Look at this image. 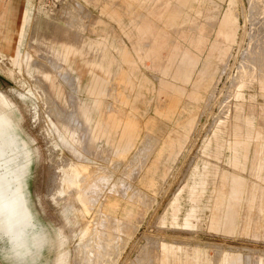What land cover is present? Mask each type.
<instances>
[{
	"label": "rangeland",
	"instance_id": "1",
	"mask_svg": "<svg viewBox=\"0 0 264 264\" xmlns=\"http://www.w3.org/2000/svg\"><path fill=\"white\" fill-rule=\"evenodd\" d=\"M178 10L181 27L166 17ZM1 30L0 48L13 50H0V89L40 158L29 191L41 220L63 231V264L96 263L94 215L114 234L104 264H264V0H0ZM217 37L229 42L222 59ZM186 57L199 65L179 94ZM206 61L210 74L197 84ZM92 67L107 80L99 99L84 90ZM29 75L59 116L26 91ZM126 120L135 134L120 156ZM67 123L82 158L62 140ZM96 127L111 140L94 138ZM72 159L110 176L87 215L76 191L56 193ZM236 173L244 188L230 204L222 196ZM192 205L197 217L184 228ZM228 210L233 223L221 225Z\"/></svg>",
	"mask_w": 264,
	"mask_h": 264
},
{
	"label": "clouds",
	"instance_id": "2",
	"mask_svg": "<svg viewBox=\"0 0 264 264\" xmlns=\"http://www.w3.org/2000/svg\"><path fill=\"white\" fill-rule=\"evenodd\" d=\"M39 160L16 110L0 105V264H63L60 226L41 220L29 191Z\"/></svg>",
	"mask_w": 264,
	"mask_h": 264
},
{
	"label": "bare ground",
	"instance_id": "3",
	"mask_svg": "<svg viewBox=\"0 0 264 264\" xmlns=\"http://www.w3.org/2000/svg\"><path fill=\"white\" fill-rule=\"evenodd\" d=\"M7 20H8V18H7ZM11 26H12V23H11ZM1 28H3V27H1ZM7 36H6V32L4 30L2 32H0V40H3V41L7 40L8 39ZM12 38H13V36H12ZM263 46H261V47H263ZM4 48H8L10 50H13V48L10 47L9 45L6 46V47H1L0 50L2 51V53L4 55H7L6 52L4 51ZM14 53H16V54L18 53V54H20V56H22V53H19L16 50L14 51ZM262 55H263V53H262ZM7 56H9V55H7ZM9 61H10V64H12L11 63V58L9 59ZM2 63H3V61L0 60V65H2ZM32 66L34 67V63H32ZM35 68H38V69L41 68L42 69V67H40V66H35ZM29 76H30V78L33 79L34 82H32V83L35 84V88L34 87L33 88L30 87V88H27L26 91L30 95H32L34 97V99L38 98V96H39L41 101H43L45 103L44 106H45V108L48 109L49 113H47V114L49 116H54L55 113H58V116H59V114H61V113H59L58 111H60V110L58 109L57 105H55L52 102H50L51 101V97H50V95L48 96L47 90L43 88L44 87V86H42L43 85V81L40 83L39 82L40 80L35 79L34 75H32V76L29 75ZM65 78H67V77H65ZM37 83H38V86H36ZM70 84H71V86H73L72 83H70ZM40 87H41L43 93H42V91H41V93H39ZM4 95H5L4 91H2V89H0V105H6L5 100H4ZM50 108H51V110H50ZM52 111L54 113H52ZM66 126L67 127L63 130L62 140H63L64 143L69 144L70 146H72L77 151V155L82 158L84 153H82L83 150H81L79 148V146H78V144L76 142L74 130H73V128L72 129L70 128L68 123H67ZM51 128H52V132H53L54 128L53 127H51ZM49 132H51V131H49ZM57 141H58V139H57ZM59 142H60L59 144L62 145V142H61L60 139H59ZM85 155H86V153H85ZM63 170H64L65 176L62 179L60 187L58 186L60 189L58 188L56 193L59 196L63 197L66 191H71V190L76 191L77 192L76 198L82 203V206L80 207L82 212H84V214H86V215L90 214V212L92 211L90 209V207L92 206V203H94L93 202V198H92L93 195H97L96 191L99 188H101V189L105 188V185L109 183L110 176L107 175V174H104L106 172V170L103 169V168H99V167L97 168L94 165H91L89 163L86 164L84 162H81L80 160L76 161L74 159H72V163H70L69 165H64V169ZM71 207L72 208L74 207L73 209L77 210V207L75 205L71 204ZM97 222H98L97 221V216L94 215L93 218L91 219V222L88 223L89 224L88 225V232L94 235V239L92 241V246L95 249V251H98V256L96 257V260H95L96 263L95 264H104L108 260L107 259V254L109 253V249L112 247V245L114 244L115 240L113 239L114 234L110 230H100V228H97L96 227ZM102 225H105V226H107L109 228V226L104 224V223ZM60 230H61L60 234L62 236V232L63 231H62V229H60ZM63 240H64V237H63ZM63 244H64V242H63ZM64 252H65V250L62 249V258H63Z\"/></svg>",
	"mask_w": 264,
	"mask_h": 264
},
{
	"label": "crops",
	"instance_id": "4",
	"mask_svg": "<svg viewBox=\"0 0 264 264\" xmlns=\"http://www.w3.org/2000/svg\"><path fill=\"white\" fill-rule=\"evenodd\" d=\"M180 2L181 5H188L190 2L194 1V0H178ZM169 7H166V10ZM165 10V12H166ZM164 12V13H165ZM169 12H172L171 10H169ZM169 24L172 26H177V27H181L187 20V18L185 19L182 16V11H177V13H175V15H166ZM228 43L227 41L217 37V39L212 43V50H219L220 52V58L222 59L226 53H228ZM176 47H179V45L177 44ZM175 47V48H176ZM178 54V53H176ZM199 65V62L196 60H189L187 57L185 58V60L183 62L180 63V66H178V70L176 72V77L182 82V84H174L175 87H177V91L179 94H183L186 90V83H188L189 81L192 80V76L194 71L197 69ZM210 68H211V63L208 61L204 62L203 66L199 69L198 73H199V77L197 78V80L195 81V83L200 84L204 81L205 78L208 77V74H210ZM109 73V72H108ZM89 81L87 84H85V91L87 93L88 96L90 97H94V98H101L102 96H105L107 94V92L104 89V85L106 80V77H104V75H102L100 72H98L96 70V68L92 67L89 71ZM76 83V81H75ZM238 95H242L243 93H241V91L237 92ZM94 134V138H100L102 136H106L108 139L111 140L112 138V133H106L105 131H103L102 129L96 127V129L93 132ZM134 129H133V124L131 121H125L123 126L118 130V137H117V142H115V151L120 155V156H125L129 149H131L132 144L129 143V141L131 139L134 138ZM63 136V133H62ZM111 137V138H110ZM65 145L69 146V144ZM151 185H155V182H151ZM244 188V178H242L241 176H239L237 173L234 174V176L232 177V183L230 185V190L228 191L229 193H224V196L227 194V197H229L228 203L232 204L234 202H237L239 200V197L241 196V193L243 191ZM196 201L195 198H193V203ZM223 203H225V199L222 198L220 204L224 205ZM101 210H102V201H101ZM230 210V208H229ZM229 210L227 211L224 219H220L218 218V220L220 221L221 225H229L231 223H233V216L231 214V212H229ZM194 217H197V213H196V206L192 205V211L191 213H189L188 215H186L184 217L185 223H184V228H188L191 227L192 223V219ZM183 227V226H182ZM235 264V263H233Z\"/></svg>",
	"mask_w": 264,
	"mask_h": 264
}]
</instances>
